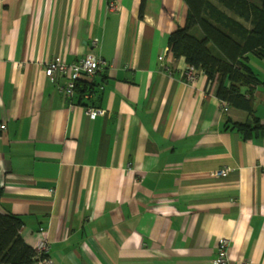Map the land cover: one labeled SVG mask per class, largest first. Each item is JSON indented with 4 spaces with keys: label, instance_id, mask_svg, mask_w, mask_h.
<instances>
[{
    "label": "crops",
    "instance_id": "0c3cea01",
    "mask_svg": "<svg viewBox=\"0 0 264 264\" xmlns=\"http://www.w3.org/2000/svg\"><path fill=\"white\" fill-rule=\"evenodd\" d=\"M188 12L184 0H0V212L24 221L35 251L47 241L53 264H214L222 239L231 264H264V136L226 126L264 123V59L248 56L262 82L253 113L225 111L217 84L199 71L186 82L169 51ZM91 55L106 65L68 100V78L46 65Z\"/></svg>",
    "mask_w": 264,
    "mask_h": 264
},
{
    "label": "trees",
    "instance_id": "16d2710c",
    "mask_svg": "<svg viewBox=\"0 0 264 264\" xmlns=\"http://www.w3.org/2000/svg\"><path fill=\"white\" fill-rule=\"evenodd\" d=\"M113 1V0H110ZM146 0H142V11ZM188 6L185 28L170 36L169 48L175 58H184L188 66L203 72L210 84L216 83L215 95L233 107L250 114L254 111L251 96L262 82L249 65V55L264 59V0H184ZM199 29L202 37L192 33ZM77 83L81 98L92 92L86 83ZM250 92L242 94V88ZM75 97V96H74ZM226 126L245 141L264 136V123L251 122ZM24 221L0 212V264H34L47 259L38 257L21 236Z\"/></svg>",
    "mask_w": 264,
    "mask_h": 264
},
{
    "label": "built area",
    "instance_id": "2783aa9c",
    "mask_svg": "<svg viewBox=\"0 0 264 264\" xmlns=\"http://www.w3.org/2000/svg\"><path fill=\"white\" fill-rule=\"evenodd\" d=\"M111 8L116 9V3H111ZM170 51V50H169ZM171 52V51H170ZM106 65L105 62L97 59L94 56H88L79 62L71 65H67L60 60H54L49 62L45 68V74L48 78L52 80H57L59 77H67L68 82L65 86H61L60 91L66 96L68 100H72L75 96L76 85L83 79L93 78L102 66ZM198 71L193 67L188 66L184 73V78L189 84H194L198 79ZM225 111L228 110L229 105L227 103H222ZM103 112L100 109H87L86 114L91 120H95ZM7 131V126L5 124H0V132L4 133ZM230 173L229 168L216 170L211 172V176L218 178H225ZM50 252V247L47 241L42 242L39 245L37 254L39 258L48 256ZM44 264H53L51 260L44 259L41 260ZM214 264H231L229 256V242L226 239H222L218 245L217 258L214 260ZM249 264V263H244Z\"/></svg>",
    "mask_w": 264,
    "mask_h": 264
}]
</instances>
